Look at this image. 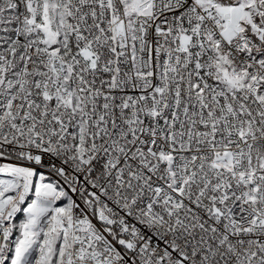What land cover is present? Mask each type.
<instances>
[{"label":"snow or ice","instance_id":"1","mask_svg":"<svg viewBox=\"0 0 264 264\" xmlns=\"http://www.w3.org/2000/svg\"><path fill=\"white\" fill-rule=\"evenodd\" d=\"M0 264H264V0H0Z\"/></svg>","mask_w":264,"mask_h":264}]
</instances>
